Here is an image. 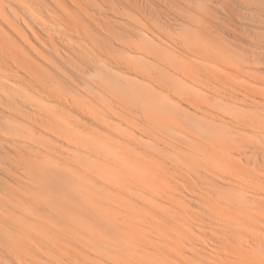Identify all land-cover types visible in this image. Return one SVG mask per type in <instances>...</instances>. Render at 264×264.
<instances>
[{
	"label": "rangeland",
	"instance_id": "374dc122",
	"mask_svg": "<svg viewBox=\"0 0 264 264\" xmlns=\"http://www.w3.org/2000/svg\"><path fill=\"white\" fill-rule=\"evenodd\" d=\"M0 264H264V0H0Z\"/></svg>",
	"mask_w": 264,
	"mask_h": 264
},
{
	"label": "bare ground",
	"instance_id": "6f19581e",
	"mask_svg": "<svg viewBox=\"0 0 264 264\" xmlns=\"http://www.w3.org/2000/svg\"><path fill=\"white\" fill-rule=\"evenodd\" d=\"M3 76L6 77V78H9V77H11V73L6 71V72L3 74ZM85 148H86L87 150H90V147H89V146H86V145H85ZM108 150L111 152V154H112L114 157H116V159H119V158H120V157H119V154H118L116 151H113V150H111L110 148H108ZM70 181H72V177H71V176H70V179L68 180V182H70ZM67 202H68V204H67ZM65 203H66V206H67V212H68L69 214H71L73 211H77V210L79 209L78 207H75V205L71 204L68 200H66ZM70 204H71V205H70Z\"/></svg>",
	"mask_w": 264,
	"mask_h": 264
}]
</instances>
